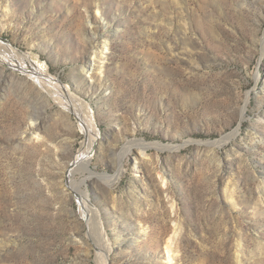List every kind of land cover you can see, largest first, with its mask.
<instances>
[{"label":"rangeland","instance_id":"obj_1","mask_svg":"<svg viewBox=\"0 0 264 264\" xmlns=\"http://www.w3.org/2000/svg\"><path fill=\"white\" fill-rule=\"evenodd\" d=\"M263 38L264 0H0V42L80 101L0 54V264H96L83 211L109 264H167L175 223L174 264H264Z\"/></svg>","mask_w":264,"mask_h":264},{"label":"bare ground","instance_id":"obj_2","mask_svg":"<svg viewBox=\"0 0 264 264\" xmlns=\"http://www.w3.org/2000/svg\"><path fill=\"white\" fill-rule=\"evenodd\" d=\"M263 43H264V38H263ZM105 47H106V43H103L102 50L105 49ZM102 50L100 52H103ZM0 54H2L8 61L12 60V61L18 62L21 69L26 68V67L32 69L31 72L29 73V76L31 78H33L32 80H35L36 82H38V85L40 84L41 87L43 85L45 86V84H47L49 82H50V85H51V83H53V85H52L53 90L60 93L59 94L60 97L58 98V101L61 103V106L62 105H67V106L70 105V107L73 110H75L74 107H76V104L79 103L80 101L76 100V98L72 94H70L69 92H67L65 90H61L59 88V85L57 84V82H55L54 79H52L48 74H46L45 72H43L39 68L34 67V65H31V62L27 58L19 56L18 54L13 52V49L10 46H8V44H4L2 42H0ZM100 59L103 60L104 57H100ZM93 66H94V61H93V59H91L89 62V68L90 67L92 68ZM83 71H86V70L83 69ZM53 97H54V95H53ZM55 98L56 97H54L53 99H55ZM80 106H81V104H80ZM246 107H247V98H246L244 107L242 109L243 111L241 112V118H242L244 112L246 111ZM82 119H83L82 122H83L84 126L86 127V130L89 133V135H91V138L88 137L89 140H87L85 143V144H87V147H85L86 149L79 150L80 153H78L77 157L74 159V165H82L81 162H78V160L80 159V161H81V159L82 160L86 159L88 161L85 162L83 160L82 163L84 166H82V167H84L85 170L90 171L89 162L91 161L90 157H92L91 153H93V151H94V145H95V141H96V139H95L96 134L94 132H95L96 127L94 128V125L92 123V119L90 118L89 115H87V117H83ZM237 133H238V127L233 132H231L227 135H224V137L222 136L221 138H219L217 140L207 141L206 143L205 142H203V143L210 145L214 148H221L224 145H226L231 139L236 138L235 136L237 135ZM133 143H135V142H133ZM185 144H186V142H185ZM135 146H136V144H135ZM154 147H158V145L154 144V143H146L144 141H139V145H137L136 148L139 150V155L144 156L145 152L148 149L154 148ZM170 147L171 146L164 147V148L170 149V150L177 149V148L174 149V148H172V147L170 148ZM130 150H131V146L127 149V151L129 152ZM76 162H78V163H76ZM122 169H123V166L121 164L118 167L117 173L115 174L117 179L121 176V173L123 172ZM92 174H94L95 176H97L99 178H103V179L108 178L105 175L99 176L95 173H92ZM158 175H159V178L161 180V183H163V185L165 186L167 183L165 173L159 172ZM85 203L86 202H84V204ZM88 204H87V206L91 207V205L89 206ZM170 208H171V210L174 209V203L170 204ZM82 215H84L83 217L86 218L85 221H86V225L88 227L87 229L89 232L88 233L89 238L92 241V244L96 250L95 263L96 264H109L110 255L113 254V247H112V244L109 241V239L103 234L101 218L98 216V214L96 212L85 213V211H83ZM172 231H173L172 235L170 237H168L167 242H166V244H167L166 245V248H167L166 252L167 253H166L165 257L167 259V264H174L173 263L174 257L172 255L173 253H171V251H172V246L175 245L176 238L180 232V227L178 226V224L175 223Z\"/></svg>","mask_w":264,"mask_h":264}]
</instances>
